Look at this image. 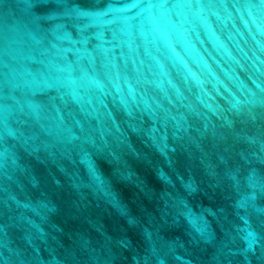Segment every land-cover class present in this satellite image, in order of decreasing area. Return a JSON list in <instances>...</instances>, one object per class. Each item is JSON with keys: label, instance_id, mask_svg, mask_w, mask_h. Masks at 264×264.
I'll return each instance as SVG.
<instances>
[{"label": "water", "instance_id": "1", "mask_svg": "<svg viewBox=\"0 0 264 264\" xmlns=\"http://www.w3.org/2000/svg\"><path fill=\"white\" fill-rule=\"evenodd\" d=\"M0 264H264V0H0Z\"/></svg>", "mask_w": 264, "mask_h": 264}]
</instances>
